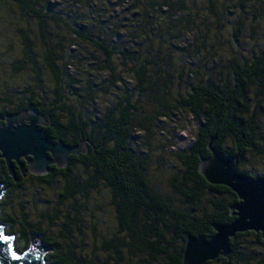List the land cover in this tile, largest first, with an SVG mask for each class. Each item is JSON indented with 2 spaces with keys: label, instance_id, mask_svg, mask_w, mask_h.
<instances>
[{
  "label": "trees",
  "instance_id": "16d2710c",
  "mask_svg": "<svg viewBox=\"0 0 264 264\" xmlns=\"http://www.w3.org/2000/svg\"><path fill=\"white\" fill-rule=\"evenodd\" d=\"M81 1L60 0L59 6L58 2L50 0H0V5L9 4L15 8L19 21L25 24L31 21L34 25V29H24L18 24V19H15L16 23H10L19 42V60L13 59L8 63V75L5 63L0 62V81L6 83L4 87L9 82H14L13 87L20 86L17 91L20 98L14 109L0 110V116L34 110L51 120V127L44 129L50 140L62 141L70 147L81 141L89 145L87 154L70 156L65 169L50 167L45 176L32 177L27 172L21 175L18 167L13 165L17 181L8 176L4 161L0 159V185L12 195L27 178L46 186L60 176L64 185L59 201L71 199L70 210L76 215L80 207L74 202V197L86 195L102 184L110 193L117 234L100 244L107 260L86 261L75 257L69 247L62 252L60 243L44 235L34 225L27 224L24 214L18 223L12 206L7 203L0 204V221L17 236V245L21 248L28 246L31 233L40 234L51 251L46 260L49 264H132L126 259L137 255L146 260L145 264H181L187 237L210 239L214 234L212 225L229 224L234 220L230 208L238 202L235 194L226 187L208 185L198 173L199 160L209 157V139L216 136V150L224 156L238 159L237 173L250 179L259 178L244 172L241 166L246 154L264 158V48L247 55L241 52L239 37L243 23L237 18L233 27L229 26L228 35L239 48V57L237 50H233L225 61H216L208 66L202 62L201 50L205 48L209 58L216 54L213 46L205 47L206 34L211 28L204 17L192 15L188 4L194 0H118L122 3L115 2L110 8L105 6L107 9L99 13L95 22L98 24L100 17H105L104 23L110 24L108 27L114 32L112 39L104 36L108 28H97L94 32L88 27L87 18L84 20L83 15L78 14ZM204 1L205 9L218 20L214 28H220V14L215 11L214 0ZM234 1L241 11L251 9V0ZM235 5L231 7L235 8ZM117 9L119 14L113 13ZM114 16L119 17L116 20ZM70 24L73 29L68 26ZM60 26L102 55L100 62L88 63L93 67L92 76L94 71L105 73L111 78V86L119 85L122 84L119 66L132 64L129 73L135 86L132 90L125 86L119 104L105 110L100 117L93 114L100 85L88 79L85 88L83 83L86 80L78 83V78L69 73L67 64L70 62L66 58L80 62L81 53L76 56L67 51L60 44L61 36L59 41L56 37L58 42L55 41L48 29H59ZM192 26L197 28L194 33ZM191 34L194 35L193 43L190 42ZM117 35L121 36L118 41ZM53 40L56 48L51 45ZM2 44L4 49L0 55L10 54V46L3 41ZM188 44L193 49H189ZM173 55L180 60L178 67L172 61ZM199 57L207 72L205 74L193 69ZM26 71L27 76H23ZM2 76L24 77L29 82L7 81ZM43 78L52 87L49 101L46 96L38 94ZM23 84L28 85L22 87ZM173 84H176L175 92L170 91ZM5 89L7 92L8 87ZM64 90L65 96L62 97ZM133 92L138 97L153 98L151 102H156L157 108H168L175 102L177 108L187 112L196 127L191 145L175 154L180 169L177 174L167 176L169 197L164 195L161 187L155 189L149 178L147 152L144 149L137 151L130 144L133 132L141 129V124L136 126L134 123L138 110L131 102ZM12 93L7 92L8 100L1 102L12 107L9 99ZM66 96L73 100L72 104L63 101ZM165 116V113L155 111L151 118L158 121ZM76 167L82 168L84 179L74 172ZM69 222L63 225L60 236L70 244V226L76 227V223ZM246 238L254 240L255 246L264 251L260 234L240 233L229 240L232 254L228 261L219 258L207 264H248L238 246V239Z\"/></svg>",
  "mask_w": 264,
  "mask_h": 264
},
{
  "label": "rangeland",
  "instance_id": "374dc122",
  "mask_svg": "<svg viewBox=\"0 0 264 264\" xmlns=\"http://www.w3.org/2000/svg\"><path fill=\"white\" fill-rule=\"evenodd\" d=\"M50 1L58 2V5L60 6V0ZM81 2V8L78 9V14L83 15L82 17L84 18V20L87 18L86 21L88 27L94 32L98 30L97 28H108L107 33L104 36L107 39H112L114 36V32L111 28L108 27L110 26V24H107L106 22L104 23L105 17H100V22L98 24H96L95 19L99 18L98 15L100 12H102L104 9H107L105 8V6L110 8L115 2H122H118V0H107V5L106 0H82ZM194 2L196 3V5H192ZM263 2L264 0H251V9L247 10L244 8L243 11H241L239 7L235 5L236 1L233 2V0H214L215 11L220 14V25L221 27L223 25H226V27L224 26V28L220 27L222 29L221 31L220 28H214L217 27L216 23L218 22V20L217 18L211 16L210 13L205 9L204 0H194L191 4H188L194 17H204V19L208 20V25L211 30L206 34L207 42L205 44V47L213 46V49L216 53L215 55H213V58H209L208 55H206L207 53L205 52V48L201 50L203 60L201 57H199L196 64L193 66V69L195 71H198V73L200 74H205L207 72H205V70L203 69L201 60L205 65L212 66L216 61H225L227 57L231 55V52L233 50H237V57H239L240 50L236 46V43L233 42V39L228 35V33H230L229 26L235 24L234 21L237 18H239L243 23L239 37V44L243 48L241 52L244 55H247L250 52H257L258 49H263ZM232 4L235 5V8L231 7ZM2 5H0V52H2L4 49V46L2 44L3 41L4 44L10 46L11 53L7 55H0V62L5 63V67L8 70V75V63H10V61L13 59L19 60V57L17 55L19 42L17 41L15 37L16 34L14 33V30L11 26V24L17 22L15 19H18V15L14 7L10 6L9 4H7V6ZM248 5L249 4L247 3V6ZM87 7L90 9H88ZM105 11L107 12V10ZM119 12L120 10L117 9V12L113 13L119 14ZM91 13L95 14L93 15ZM8 15H10V17ZM118 17L119 16H114L116 20L118 19ZM18 24L21 28L24 29H34V25L31 21L28 24H25L18 19ZM177 24H179V22ZM68 26L72 27L73 29V25L70 24ZM198 27H201V25H198ZM191 29V31H193L192 33H194V30H197V28L195 29L194 26H192ZM48 30L52 33L56 42L63 38L60 44L65 46L67 51L76 56L81 53L82 56H79L81 59L80 62H78L74 58H72L71 60H68L66 58V60L70 62V65L67 64L69 68L68 71L70 74L76 77V79L78 78V83L80 81L84 82L86 80L85 83H83V87L85 86L86 88L87 80L89 79L92 81L94 80L96 84L100 85V89L98 90L99 95L97 98L96 108H94L95 110H93L94 115L100 117L104 112L107 111L108 108L117 106L122 99L125 86H127L126 88L128 90L133 89V87L135 86V81L132 75L129 73V69L130 67H132L131 63H129L127 66H119L120 71L118 72V75L122 81V84H115L111 86L109 84L111 78L108 74L100 73L97 71H94V76H92L91 74L93 67L91 68L88 63H92L93 61L100 62L103 59L100 53L96 52L94 48L80 41L78 38H74L75 36H73V34H69V31L63 26H60L59 29L53 27ZM225 33L227 35H225ZM30 37L33 38L31 35ZM56 37H59L58 41ZM120 37V35H117L116 41H118ZM189 37L190 42H192L194 35L191 34L189 35ZM36 39L38 40L37 36ZM55 41L54 44L51 43L53 47H55ZM184 43L187 44L188 42ZM186 46H188L189 49H193L192 45L190 44ZM69 52L67 53L70 54ZM172 61L177 64V67L179 66L180 60L176 55H173ZM181 61L182 63L184 62L182 59ZM27 74L28 71H26L23 76H27ZM1 78L3 80L4 78H6L7 81L29 82L28 78L24 77L9 78L2 76ZM44 78L43 81L39 83L38 87L40 90L38 94L42 97L46 96L47 100L49 101L52 98V87L49 81L45 80ZM30 81L33 80L31 79ZM13 83L9 82L7 86L4 87L6 83L3 84L2 81H0V110L5 111L9 110L10 108L14 109L17 106V101L20 98V95H17V91L19 90L20 86L18 88L13 87ZM24 85L27 86L28 84H23L22 87H25ZM30 85L34 86V83H30ZM7 87V92L13 91L11 95L12 97L9 98L12 101V107H10L11 105L7 103L1 102L8 100V94H6L7 89H5ZM175 89L176 84H173L170 88V91L175 92ZM134 92L131 102L135 107H137L138 110L137 114L134 115V123H136V126L138 124H141V129H136L133 132V137L130 144H133L134 149L137 151H142V149H144L143 151L147 152V155L149 156L147 161L148 171L150 175L149 178L152 184L155 186V189H157V187H161L162 190L165 191L164 195L169 197L170 192L167 190L166 185L167 176L170 177L174 174H177L180 169V163L176 160L175 154L191 145V143L194 141L196 127L194 126L187 112L177 108L175 102L169 104L170 106L168 108H166V106L163 108H157L159 107V105L157 106L156 102H151V99L153 98H147V96H144V98L138 97L135 95L136 92ZM64 96L65 90L62 97ZM69 98L70 97L66 96V99H64L63 101L67 102L68 104H72L73 100ZM88 111H90L89 108ZM155 111L163 112L167 116L159 120L157 119L158 121H156V118H151ZM262 123V128H264V118L262 119ZM2 124L3 123L0 121V126L4 127L5 124ZM262 136L264 138V131L262 133ZM241 168L244 172L251 173L253 175H256V177L262 178L264 177V158H262L261 156L260 158H256L255 155L246 154L245 158L243 159ZM26 172L28 173V171ZM74 172L76 174H79L82 179L85 178V173L83 172L82 168L76 167ZM63 185L64 182L58 176L53 179L52 183L46 186L38 183L34 179L27 178L25 183H22V187L12 195H9L8 189L2 185L1 187L4 189V192L2 193V197L0 198V204L7 203L8 205L12 206V210L15 214V217L17 218L18 223H20L22 214H24L27 219V224L34 225L35 228L41 230L44 235L58 241L61 245L62 252L67 251L69 247L70 251L75 257H82L86 261L90 260L102 262L107 260V254L101 252L100 244L102 243V240L110 239L111 237L113 238V236L117 234L114 213L111 206L110 193L105 187H103L102 184H100L96 190L89 191L86 195L74 197V202L80 207L79 213L75 215V213L70 210V205L73 203L71 199L62 201V203L59 201L58 191H62ZM67 221H74L76 223V227L73 225L70 226V244L66 239H63L60 236L63 225ZM0 227L3 230L4 236L12 237L13 246L18 253H22L28 248H21V246H18L17 236L11 234L8 228L2 225L1 221ZM34 234L38 235V238L35 239V244H40L47 248L48 251L44 256V260L45 264H49L46 260L47 256L51 253L50 248L45 244V242L41 240L40 234ZM238 246L241 255L245 257L244 261L246 263L264 264V251L260 250L257 245L255 246L254 240H252L251 238L238 239ZM126 260L130 261L132 264H145L146 261L143 258L139 257V255L134 258H127ZM238 264H240V262Z\"/></svg>",
  "mask_w": 264,
  "mask_h": 264
},
{
  "label": "water",
  "instance_id": "95a60500",
  "mask_svg": "<svg viewBox=\"0 0 264 264\" xmlns=\"http://www.w3.org/2000/svg\"><path fill=\"white\" fill-rule=\"evenodd\" d=\"M0 121L5 124L2 128L0 126V158L13 181H16L13 164L24 175L22 159L28 166L29 174L44 175L49 172L50 165H55L57 169L65 168L69 156L84 155L87 152L84 143L68 147L60 141L49 140L42 129L50 126V120L47 121L34 110L6 115L0 117ZM215 141L216 136L209 139V157L200 159L198 173L207 184L226 187L235 194L238 202L230 208L234 220L229 224L212 225L214 234L210 239L202 236L187 237L181 264H207L218 258L228 261L231 256L229 240L236 234H260L264 242V177L250 179L237 173L238 159L218 152ZM3 192L0 186V198ZM3 237L6 236L0 227V238ZM7 238V243H0V264H45L44 256L48 250L35 244L37 234L29 235L28 248L22 253L14 248L12 237Z\"/></svg>",
  "mask_w": 264,
  "mask_h": 264
},
{
  "label": "bare ground",
  "instance_id": "6f19581e",
  "mask_svg": "<svg viewBox=\"0 0 264 264\" xmlns=\"http://www.w3.org/2000/svg\"><path fill=\"white\" fill-rule=\"evenodd\" d=\"M20 113V112H19ZM14 114H17V113H14ZM8 115H13V114H8ZM1 117V116H0ZM46 119V118H45ZM47 121L48 120H50V119H46ZM2 122V121H1ZM3 124H4V122H2ZM49 127H51V120H50V126H48V127H46V128H49ZM2 128V127H1ZM44 129L45 128H43L42 130L44 131ZM45 132V131H44ZM46 133V132H45ZM49 138V137H48ZM49 140H50V138H49ZM52 141V140H51ZM54 142V141H53ZM57 142H59V141H57ZM60 142H62V141H60ZM63 143V142H62ZM80 143H84V145L86 146V148H87V151H88V144H87V142L86 141H81ZM79 143V144H80ZM64 144V143H63ZM78 144V145H79ZM65 145V144H64ZM78 145H76V146H78ZM67 146V145H66ZM68 147H70V146H68ZM72 147H74V146H72ZM85 154H87V152L85 153ZM84 154V155H85ZM48 156H49V154H48ZM79 156V155H78ZM70 157V156H69ZM1 159V158H0ZM2 160V159H1ZM23 160V159H22ZM68 160H69V158H68ZM21 163L25 166V172L28 170V166L27 165H25V161L23 160V161H21ZM5 165V164H4ZM13 165H15V164H13ZM50 166H52V165H50ZM49 166V167H50ZM53 166H55V165H53ZM56 167V166H55ZM67 167V166H66ZM65 167V168H66ZM6 168V167H5ZM14 169V168H13ZM19 169V168H18ZM62 169H64V168H62ZM7 170V169H6ZM50 170V169H49ZM25 172H24V174H25ZM8 173V172H7ZM29 173V172H28ZM46 174H48V173H46ZM46 174H44V175H34V176H39V177H41V176H45ZM15 175V174H14ZM200 175V174H199ZM8 176H9V174H8ZM10 177V176H9ZM11 178V177H10ZM12 179V178H11ZM13 180V179H12ZM16 181H17V179H16ZM209 185V184H208ZM0 186H2V185H0ZM212 186V185H211ZM246 233V232H245ZM31 234H34V233H31Z\"/></svg>",
  "mask_w": 264,
  "mask_h": 264
},
{
  "label": "snow or ice",
  "instance_id": "6c2138e0",
  "mask_svg": "<svg viewBox=\"0 0 264 264\" xmlns=\"http://www.w3.org/2000/svg\"><path fill=\"white\" fill-rule=\"evenodd\" d=\"M7 239H8L7 237L0 238V243H7ZM9 251H11V245H9Z\"/></svg>",
  "mask_w": 264,
  "mask_h": 264
},
{
  "label": "flooded vegetation",
  "instance_id": "af4514ba",
  "mask_svg": "<svg viewBox=\"0 0 264 264\" xmlns=\"http://www.w3.org/2000/svg\"><path fill=\"white\" fill-rule=\"evenodd\" d=\"M49 128H50V127H49ZM45 129H47V128H45ZM68 162H69V160H68ZM67 165H68V164H67ZM50 167H55V166L52 165V166H50ZM50 167H49V169H50ZM55 168H56V167H55ZM56 169H57V168H56ZM64 169H65V168H64ZM58 170H59V169H58ZM60 170H63V169H60ZM49 172H50V170H49ZM49 172H48V173H49ZM29 175L32 176V177H37V176L31 175V174H29ZM56 177H57V176H56ZM58 177H60V176H58ZM60 178H61V177H60ZM52 181H53V180H52ZM58 193H59V194H58V197L60 198V190L58 191Z\"/></svg>",
  "mask_w": 264,
  "mask_h": 264
}]
</instances>
